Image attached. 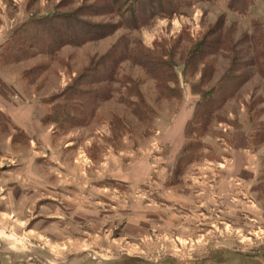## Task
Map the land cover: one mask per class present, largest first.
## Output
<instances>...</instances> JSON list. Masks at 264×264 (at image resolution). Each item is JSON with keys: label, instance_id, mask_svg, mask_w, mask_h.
<instances>
[{"label": "rangeland", "instance_id": "374dc122", "mask_svg": "<svg viewBox=\"0 0 264 264\" xmlns=\"http://www.w3.org/2000/svg\"><path fill=\"white\" fill-rule=\"evenodd\" d=\"M183 1L179 13L138 31L49 56L35 46L52 40L47 24L109 21L81 15L95 0H0V258L7 264H264V0ZM69 25L82 29L77 20ZM118 40L128 49L159 46L163 61L175 63L180 98H164L141 68L122 62L94 76L113 79L110 99L96 102L83 124L88 109L75 112L67 89ZM16 43L27 58H15ZM128 79L155 111L146 125L122 103L137 101L126 94ZM199 81L216 89L219 120L194 134L198 158L176 167Z\"/></svg>", "mask_w": 264, "mask_h": 264}, {"label": "trees", "instance_id": "16d2710c", "mask_svg": "<svg viewBox=\"0 0 264 264\" xmlns=\"http://www.w3.org/2000/svg\"><path fill=\"white\" fill-rule=\"evenodd\" d=\"M144 1L145 7L141 10L140 4ZM199 1H208V0H199ZM183 0H95V3H92L88 7L83 5L79 8L81 15H89V17H100L107 19L109 21L100 23L98 25L90 24L83 21H78L79 19H71L70 22L77 20L82 29L72 28L69 24L59 26L56 28L55 22L47 24L48 33L47 36L52 38L48 43H42V45H35L39 47V51L53 56L56 54L60 48L64 46L80 47L84 44L93 41L107 38L113 35L120 29H126L130 32L138 31L142 27L147 26L155 18H169L174 14H177L183 8ZM113 20L114 23L112 22ZM36 20L30 22V25L33 24ZM64 22V21H63ZM29 24L27 25V27ZM93 32V33H92ZM34 45V44H32ZM21 45L19 43L13 44L11 47L12 52L15 54L17 60L27 58V55L22 56L24 53L22 51ZM160 47L157 46L152 50L144 48L141 44H137L136 47L128 49L125 43L121 40H118L110 48V50L101 57L97 59L93 67H89L83 73H81L77 79L75 85H70L67 89L68 97L73 99V102L76 104L73 106L75 112L82 113V109H88L84 119L81 121L85 124L88 118L93 116L94 105L99 101H107L110 99L111 87L110 84L113 83L110 76H105L103 79L97 78L94 76L97 72L103 71L104 67H108V70L112 67L111 71L113 72L117 64L122 62H128L129 64L141 68L150 78L155 81L156 90L166 99H179L180 98V87H178L176 74L174 72L175 63L172 59L169 61H163V56L166 53L160 51ZM8 50V53L11 51ZM168 57V55H166ZM204 54L200 59L195 58L193 65H198L204 58ZM8 58V54L6 56ZM9 59V58H8ZM188 65V64H187ZM190 69V68H188ZM210 69V68H209ZM212 69V68H211ZM210 69V70H211ZM191 70V69H190ZM195 67L192 71H195ZM110 73V72H109ZM111 75V74H110ZM131 83V89L126 90V94L133 93L137 97L136 102H129L128 99H123V104L131 109V114L136 118V120L142 124L146 125L147 115L155 114V111L146 103L144 98L141 96L138 90V83L133 82L128 79ZM169 82H171L174 87L170 88ZM205 83L199 81L196 85H193L192 90L199 96L200 102L196 104L194 116L186 124L185 127V140L186 143L182 151L176 157V167L180 165L189 164L198 158L200 144L193 142V136L197 133L196 137H200L204 132L205 128L212 123V121H218L216 117V109L220 105H215L211 107V95L215 92L216 89H204ZM82 106V108H81ZM58 115L64 113V109L59 105ZM72 108V107H71ZM80 108V111L77 109ZM56 109V108H55ZM67 112V111H66ZM51 118V117H50ZM152 118V117H151ZM6 119L0 113V120ZM70 120L77 123L79 119L70 117ZM193 126L201 129L198 133L193 130ZM262 131L264 132V126ZM196 139V138H195Z\"/></svg>", "mask_w": 264, "mask_h": 264}, {"label": "crops", "instance_id": "0c3cea01", "mask_svg": "<svg viewBox=\"0 0 264 264\" xmlns=\"http://www.w3.org/2000/svg\"><path fill=\"white\" fill-rule=\"evenodd\" d=\"M54 219L56 218V219H61L60 217H53ZM52 218V219H53ZM26 263V262H25ZM25 263H23V262H18L17 264H25ZM0 264H7L6 263V261H4V259H2V258H0ZM11 264H16V263H11Z\"/></svg>", "mask_w": 264, "mask_h": 264}]
</instances>
